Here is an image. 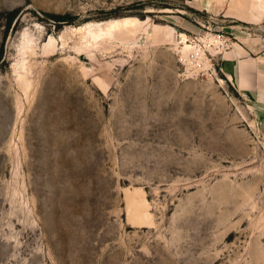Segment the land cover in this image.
<instances>
[{"label":"rangeland","instance_id":"374dc122","mask_svg":"<svg viewBox=\"0 0 264 264\" xmlns=\"http://www.w3.org/2000/svg\"><path fill=\"white\" fill-rule=\"evenodd\" d=\"M239 36L264 0H0V264H264V107L219 73Z\"/></svg>","mask_w":264,"mask_h":264},{"label":"crops","instance_id":"0c3cea01","mask_svg":"<svg viewBox=\"0 0 264 264\" xmlns=\"http://www.w3.org/2000/svg\"><path fill=\"white\" fill-rule=\"evenodd\" d=\"M238 38L223 53L219 73L240 97L264 107V38Z\"/></svg>","mask_w":264,"mask_h":264},{"label":"bare ground","instance_id":"6f19581e","mask_svg":"<svg viewBox=\"0 0 264 264\" xmlns=\"http://www.w3.org/2000/svg\"><path fill=\"white\" fill-rule=\"evenodd\" d=\"M131 20L129 19H123L122 21H113V22H110L109 23V26L107 27L106 29V32H101L100 34H97L95 32H92V31H88V35H90L93 39H96L98 38L99 36H102V35H108V32L110 30H113L115 28H119L121 26H125L126 24H130ZM98 27V26H97ZM96 29V28H95ZM101 29V28H100ZM97 30V29H96ZM100 31V30H99ZM183 39V38H182ZM129 201V200H128ZM133 212H134V215L135 216H138L137 218H131L130 220L133 221L134 223H139L141 220H143L141 217H140V211H139V208H138V204H133ZM140 217V218H139Z\"/></svg>","mask_w":264,"mask_h":264},{"label":"built area","instance_id":"2783aa9c","mask_svg":"<svg viewBox=\"0 0 264 264\" xmlns=\"http://www.w3.org/2000/svg\"><path fill=\"white\" fill-rule=\"evenodd\" d=\"M197 26H202L198 23V21L195 23ZM205 30L208 32H211V30H209L208 28L205 27ZM212 38H213V43H215V45L213 46L214 49L218 50L216 52H219L221 50H223V48H227V43H228V39H225V37H223V34L221 31H215L213 30L212 32ZM210 34H207V36H209Z\"/></svg>","mask_w":264,"mask_h":264},{"label":"trees","instance_id":"16d2710c","mask_svg":"<svg viewBox=\"0 0 264 264\" xmlns=\"http://www.w3.org/2000/svg\"><path fill=\"white\" fill-rule=\"evenodd\" d=\"M14 11H12V12H10L9 13V16H13L14 15ZM53 20H56V21H62L64 18H66V17H58V16H52L51 17ZM65 20V19H64Z\"/></svg>","mask_w":264,"mask_h":264}]
</instances>
